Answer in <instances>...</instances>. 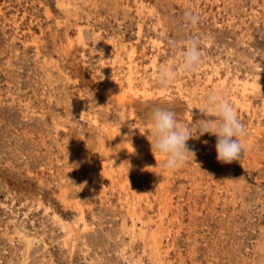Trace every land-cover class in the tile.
<instances>
[{
	"label": "rangeland",
	"instance_id": "1",
	"mask_svg": "<svg viewBox=\"0 0 264 264\" xmlns=\"http://www.w3.org/2000/svg\"><path fill=\"white\" fill-rule=\"evenodd\" d=\"M185 37L202 62L161 88ZM212 90L242 157L219 162L205 133L163 170L150 112L191 125ZM0 264H264V0H0Z\"/></svg>",
	"mask_w": 264,
	"mask_h": 264
},
{
	"label": "clouds",
	"instance_id": "2",
	"mask_svg": "<svg viewBox=\"0 0 264 264\" xmlns=\"http://www.w3.org/2000/svg\"><path fill=\"white\" fill-rule=\"evenodd\" d=\"M199 19L198 13L191 8L184 12L185 24L195 26ZM169 46L179 50V55L173 64L159 65L155 78L161 88L169 87L182 73L194 72L203 57L200 42L194 37L170 40ZM198 109L204 118L191 125L180 122L175 111L168 107L157 106L150 112L151 151L160 157L163 170L175 171L187 163L190 157L194 160L196 153L188 147L187 142L205 133L216 137V159L219 162L228 164L242 157L245 145L241 137L245 134V125L231 101L212 90L202 99Z\"/></svg>",
	"mask_w": 264,
	"mask_h": 264
},
{
	"label": "bare ground",
	"instance_id": "3",
	"mask_svg": "<svg viewBox=\"0 0 264 264\" xmlns=\"http://www.w3.org/2000/svg\"><path fill=\"white\" fill-rule=\"evenodd\" d=\"M124 137V136H123ZM121 138V137H120ZM127 138V137H126ZM126 143H128V142H126ZM124 146V145H123ZM131 146V145H130ZM130 146H128V148H129V150H130ZM132 164V163H131ZM152 167V166H151ZM147 168V167H146ZM130 169H132V168H130ZM155 171V170H154ZM131 172H135V170H131ZM141 172V171H140ZM139 173V172H138ZM152 173V172H151ZM135 174V173H134ZM149 174V173H148ZM138 175V174H137ZM141 178V177H140ZM147 178V177H146ZM125 181V180H124ZM156 181H157V183H158V180L156 179ZM146 183V182H145ZM125 184H127V185H129V189L132 191L131 193H132V195H137L136 197H138V198H141L140 196H142L141 194H140V191L137 189V187L135 186V184L133 183V181L131 180V179H128V180H126V182H125ZM160 184V183H159ZM146 185V184H145ZM159 186V185H158ZM124 188V187H123ZM161 188V187H160ZM159 188V189H160ZM164 188H162V190H163ZM123 190V189H122ZM161 191V190H160ZM165 191V190H164ZM161 192H163V191H161ZM153 193V192H152ZM139 194V195H138ZM151 194V193H150ZM161 195V194H160ZM163 199V198H162ZM142 201V200H141ZM160 201V200H159ZM145 202L148 204L149 203V201L147 200V198L145 199ZM137 204V203H136ZM136 204L134 203V204H132L131 205V207H129V211H130V214H131V216L133 217V218H137V219H140V217H139V215H138V212H137V208H136ZM138 205V204H137ZM146 205V204H145ZM143 206V205H142ZM140 208V207H139ZM161 208V207H160ZM164 209V208H163ZM161 211H162V209H161ZM167 211V210H166ZM145 212V211H144ZM168 216V215H167ZM131 217V218H132ZM144 220V219H143ZM134 222V221H133ZM144 222V221H143ZM145 223V222H144ZM137 224V223H136ZM136 224H132V227H131V230L133 231V233L134 232H136L137 231V229H136ZM161 229V228H160ZM140 231H142V230H140ZM150 242L152 243V246H153V250L155 251V253L156 254H159V250H160V245H161V238H160V234H159V232L157 231V230H155V231H152V233L150 234ZM151 246V245H150ZM150 248V247H149ZM152 253V252H151ZM160 255V254H159Z\"/></svg>",
	"mask_w": 264,
	"mask_h": 264
}]
</instances>
